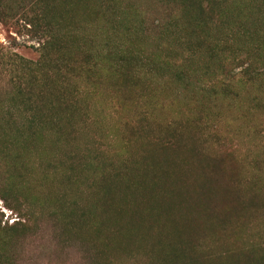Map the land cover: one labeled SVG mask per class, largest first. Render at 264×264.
Segmentation results:
<instances>
[{"label":"rangeland","instance_id":"1","mask_svg":"<svg viewBox=\"0 0 264 264\" xmlns=\"http://www.w3.org/2000/svg\"><path fill=\"white\" fill-rule=\"evenodd\" d=\"M44 1L0 21V264H264V0Z\"/></svg>","mask_w":264,"mask_h":264},{"label":"trees","instance_id":"2","mask_svg":"<svg viewBox=\"0 0 264 264\" xmlns=\"http://www.w3.org/2000/svg\"><path fill=\"white\" fill-rule=\"evenodd\" d=\"M7 2H9V0H6ZM45 1L44 0H40V4L42 5ZM40 5V6H41ZM10 8L5 4V0H0V21L1 22H4L7 18H10L9 14H8V11ZM202 9V8H201ZM36 10V8H35ZM43 16L41 13H39V17H37V19H42ZM36 21H39L40 23H46L47 20L46 18L44 20H42L43 22H41L40 20H37ZM31 23V22H30ZM33 23V22H32ZM48 24L46 23L44 26L46 27H42L41 30L36 34L40 37V39H44L45 42L43 43L42 45V50L44 52V58H46V60L50 59L52 57V55L54 54V47H55V44H56V39L53 37L54 35L50 32V27L47 26ZM56 48V47H55ZM58 51V50H57ZM60 51H58L57 53H59ZM211 54L213 55H209V57L211 56V58H215V57H219L220 59H222V57L220 56V52L217 51L216 49H212L211 51ZM56 53V54H57ZM216 53V54H215ZM127 57H130V55L128 54ZM253 58H255L254 55L250 54L248 57L244 58V59H241V57L239 58H236L232 63H237V65L240 63L241 61V64L240 66L243 67L246 65V68L245 70L246 71H250L252 66H253ZM256 60V58H255ZM51 61V60H50ZM32 66H36V67H39L41 63H31ZM225 74H226V71H225ZM181 78V77H180ZM217 119V118H215ZM212 125V124H211ZM186 136L183 135L181 136L179 139L180 140H185ZM233 180V177H229V183L227 184L228 187H230V185H232L234 182L232 181ZM233 187V186H232ZM230 189H232L230 187Z\"/></svg>","mask_w":264,"mask_h":264}]
</instances>
